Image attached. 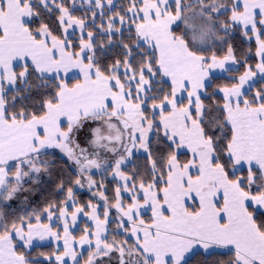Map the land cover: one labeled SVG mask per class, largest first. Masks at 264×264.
Instances as JSON below:
<instances>
[{
  "label": "snow or ice",
  "instance_id": "1",
  "mask_svg": "<svg viewBox=\"0 0 264 264\" xmlns=\"http://www.w3.org/2000/svg\"><path fill=\"white\" fill-rule=\"evenodd\" d=\"M0 264H264V0H0Z\"/></svg>",
  "mask_w": 264,
  "mask_h": 264
}]
</instances>
